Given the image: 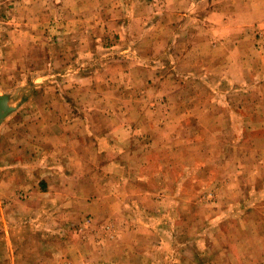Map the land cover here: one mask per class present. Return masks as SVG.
Segmentation results:
<instances>
[{"label":"rangeland","instance_id":"1","mask_svg":"<svg viewBox=\"0 0 264 264\" xmlns=\"http://www.w3.org/2000/svg\"><path fill=\"white\" fill-rule=\"evenodd\" d=\"M263 63L264 0H0V264H264Z\"/></svg>","mask_w":264,"mask_h":264},{"label":"crops","instance_id":"2","mask_svg":"<svg viewBox=\"0 0 264 264\" xmlns=\"http://www.w3.org/2000/svg\"><path fill=\"white\" fill-rule=\"evenodd\" d=\"M224 46V45H223ZM220 54V53H219ZM219 54H217V53H215V56L217 57V58H219V59H221L220 60V62H222L223 61V63L224 62H226V61H228V64H229V67L227 66V65H221V66H223V68H221V69H225L226 70V72H232L231 71V69H229L230 68V66H231V63L232 62H234V63H236L237 61L239 62L240 60L242 61L243 59L242 58H245V57H243L242 55V57L239 55V53H237L235 50H233V51H231L229 48H228V46L227 45H225V47L223 48V50H221V54L219 55ZM209 57H211L212 59L213 58H215L214 57V54H209ZM258 57H259V59H260V55L258 54ZM215 63V62H214ZM226 64V63H225ZM258 68H257V70H255V71H249V69H248V72H247V74H249V77L251 76V74H255V73H263L264 72V63L263 64H258ZM216 67H218V66H216ZM195 68H192V70H194ZM246 69L247 68H243V72H245L246 71ZM246 73V72H245ZM194 74L196 75L194 78V80H192L191 81V83H193V84H195L193 87H195V89H199V88H201V86H202V84H204L203 82H202V78H198V76H197V74L194 72ZM202 74V73H201ZM243 75H244V73H242ZM203 75V74H202ZM206 77H208V76H206ZM176 78H177V81L176 80H172L171 79V77H170V79L172 80V85L174 86L175 84V86L177 87V92H178V90H182V91H185L186 89H187V84L185 83V80H187L188 78H189V75L187 74V73H176ZM209 78V77H208ZM243 78V77H242ZM241 78V79H242ZM210 79V78H209ZM241 84H242V82H240ZM164 84H165V80H164ZM174 86V87H175ZM242 85H240V89H242V91L241 92H246V89L244 88H242L241 87ZM236 88H238L237 86H236ZM167 90H169V91H173V89H172V87H169ZM168 93V96H169V94L171 95V92H167ZM179 94H183V93H179ZM178 96V95H177ZM0 99H2L1 98V96H0ZM179 99V98H178ZM246 101H248L247 99H246ZM257 102H260V100H258ZM224 103H226L227 104V100H225V102ZM245 105V104H244ZM244 105H242V107L244 106ZM238 111H240L241 112V110H238ZM240 115V114H239ZM184 117V116H183ZM182 117V118H183ZM181 118V119H182ZM242 118L244 119V121H247V120H249V117L248 116H246V115H242ZM187 119L186 118H184V119H182V122L183 121H186ZM87 122V121H86ZM77 134V133H76ZM90 134L92 135V137H93V135H94V133H92V132H88L87 131V134L85 133L84 134V132H82L81 131V138H85V137H89L90 138ZM110 134H114V132L112 133V132H110L109 134L108 133H102V134H99V135H97L95 138H99L100 140H101V142H100V144H103L104 142H105V140H106V138H109V136H110ZM74 136V133L71 135L70 134V137H73ZM70 137H66V139H69ZM75 137H77V135H75ZM85 147H87V145L84 143V141H82V142H80V149H81V153L82 154H89L88 152H87V150L85 149ZM115 148H116V145H115ZM79 152H80V150H79ZM78 152V153H79ZM78 153H76V154H78ZM73 158H71V160H72ZM2 174L3 175H5L4 174V170L2 171ZM6 176V175H5ZM7 183H9V181H3L2 180V185H3V187L4 186H6L7 185ZM0 199H1V201H2V203H4L5 204V202L7 201V197H5V195H4V193H2L1 194V196H0ZM4 218H7L6 217V214H5V211L3 212V215H2V220H5ZM1 233L4 235V234H6V236H7V239L9 238V235H10V233H11V230H10V228L5 224V226H3V228H2V230H1ZM9 244V243H8Z\"/></svg>","mask_w":264,"mask_h":264},{"label":"trees","instance_id":"3","mask_svg":"<svg viewBox=\"0 0 264 264\" xmlns=\"http://www.w3.org/2000/svg\"><path fill=\"white\" fill-rule=\"evenodd\" d=\"M2 99H4L5 97H1Z\"/></svg>","mask_w":264,"mask_h":264}]
</instances>
